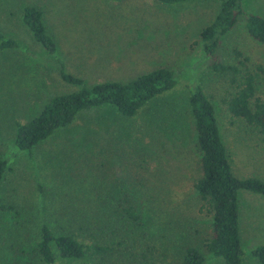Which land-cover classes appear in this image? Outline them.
<instances>
[{"label": "rangeland", "instance_id": "obj_1", "mask_svg": "<svg viewBox=\"0 0 264 264\" xmlns=\"http://www.w3.org/2000/svg\"><path fill=\"white\" fill-rule=\"evenodd\" d=\"M27 4L45 10L56 52L49 54L21 22ZM242 4L264 16V0ZM219 7L220 0H0V30L21 44L0 52V157L9 160L0 179V264H42L36 247L43 219L56 229L57 220L74 216L113 221L120 217L113 211L128 205L141 217L136 223L121 217L113 260L178 264L184 247L194 245L206 264H224L205 247L211 212L194 188L200 172L188 85L200 82L213 101L237 176L264 178V131L228 110L232 76L213 71L203 50L201 32ZM245 24L241 18L222 36L219 55L234 63L238 48L249 57L243 70L255 72L264 67V43ZM156 67L173 68L180 83L135 116L106 104L77 119L71 141L16 146V121L37 115L52 96L106 80L127 82ZM63 71L83 83L65 79ZM89 123L98 133L87 135ZM74 141L83 143L81 150L72 148ZM240 230L243 264H262L253 250L264 244L263 194L240 191Z\"/></svg>", "mask_w": 264, "mask_h": 264}, {"label": "trees", "instance_id": "obj_2", "mask_svg": "<svg viewBox=\"0 0 264 264\" xmlns=\"http://www.w3.org/2000/svg\"><path fill=\"white\" fill-rule=\"evenodd\" d=\"M161 1L178 3L184 0ZM242 3L243 0H220L219 10L212 22L203 28L201 39L203 50L210 60V68L232 76L228 110L233 116L244 119L248 125L264 131V67L258 65L255 72L249 68L243 70V67L248 66L249 57L244 56L238 48L233 51L236 60L234 63L224 62L219 55L222 36L235 27L241 18L246 20L248 34L264 43V16L247 13ZM20 19L34 40L49 54L56 52L58 45L48 28L42 7L33 4L23 6ZM20 48L19 41L0 30V52ZM62 75L69 81L83 83L81 78L64 71ZM179 83L173 68L156 67L127 82L106 80L91 86L82 85L77 91L56 94L37 115L27 121H16L15 144L20 150H30L53 138L71 141L68 137L72 126H75L77 119L86 111L109 104L126 116H135L142 108L165 97ZM188 104L196 130L199 156L200 174L194 181V188L197 195L209 205L211 212V233L205 243L206 250L222 257L224 264H243L240 191L248 190L264 195V178H241L235 174L215 105L200 82L188 85ZM89 124L91 126L87 128V135L98 133L95 123ZM74 142L70 145L76 150H81L84 146L83 143ZM91 147L92 144L89 148ZM102 150L104 153L111 149ZM8 168L9 160L0 157V179ZM113 212L120 216L113 221L93 217L82 220L76 216L60 219L55 224L57 229L50 221L43 219L36 247L42 264H59L58 259H83L88 253L95 258L93 264H124L118 258H112L117 248L115 228L119 229L123 225L121 217L136 223L141 216L134 205L121 206ZM108 227H114L110 234ZM118 243L121 244L122 241L118 240ZM253 255L264 264V244L256 247ZM133 264L150 262L149 259L135 260ZM178 264H206V256L197 246L188 245L184 247Z\"/></svg>", "mask_w": 264, "mask_h": 264}]
</instances>
